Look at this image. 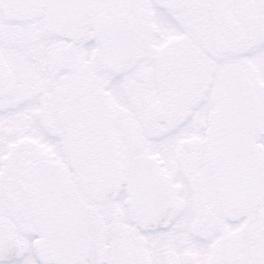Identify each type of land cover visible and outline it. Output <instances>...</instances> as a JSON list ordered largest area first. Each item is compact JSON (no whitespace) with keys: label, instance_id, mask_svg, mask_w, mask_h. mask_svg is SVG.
<instances>
[{"label":"snow or ice","instance_id":"6c2138e0","mask_svg":"<svg viewBox=\"0 0 264 264\" xmlns=\"http://www.w3.org/2000/svg\"><path fill=\"white\" fill-rule=\"evenodd\" d=\"M0 264H264V0H0Z\"/></svg>","mask_w":264,"mask_h":264}]
</instances>
